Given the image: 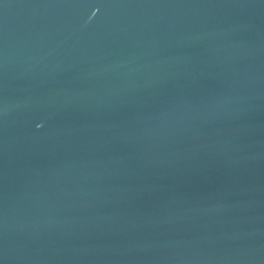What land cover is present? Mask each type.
<instances>
[{
    "label": "water",
    "instance_id": "1",
    "mask_svg": "<svg viewBox=\"0 0 264 264\" xmlns=\"http://www.w3.org/2000/svg\"><path fill=\"white\" fill-rule=\"evenodd\" d=\"M0 264H264V0H0Z\"/></svg>",
    "mask_w": 264,
    "mask_h": 264
}]
</instances>
